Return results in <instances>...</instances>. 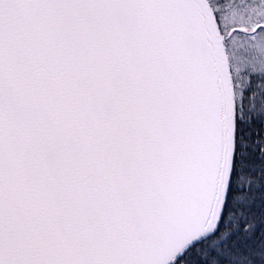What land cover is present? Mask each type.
Returning <instances> with one entry per match:
<instances>
[{"label": "snow or ice", "instance_id": "1", "mask_svg": "<svg viewBox=\"0 0 264 264\" xmlns=\"http://www.w3.org/2000/svg\"><path fill=\"white\" fill-rule=\"evenodd\" d=\"M0 264H264V0H0Z\"/></svg>", "mask_w": 264, "mask_h": 264}]
</instances>
